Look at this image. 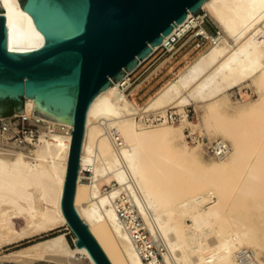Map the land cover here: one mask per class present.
<instances>
[{"label": "bare ground", "instance_id": "obj_1", "mask_svg": "<svg viewBox=\"0 0 264 264\" xmlns=\"http://www.w3.org/2000/svg\"><path fill=\"white\" fill-rule=\"evenodd\" d=\"M0 3L7 49L41 48L44 36L19 0ZM199 11L218 36L188 12L151 52L188 26L208 48L145 106L130 102L120 75L88 107L73 206L111 264H264V0H204ZM242 85L257 98L233 106L229 93ZM34 103L25 98L23 114L42 120L37 141L0 139V250L58 226L70 230L61 201L73 126L33 115ZM190 105L202 110L198 124L167 119L173 109L185 118ZM183 122L218 138L208 162L201 144H187ZM81 260L95 264L61 232L0 258Z\"/></svg>", "mask_w": 264, "mask_h": 264}, {"label": "water", "instance_id": "obj_2", "mask_svg": "<svg viewBox=\"0 0 264 264\" xmlns=\"http://www.w3.org/2000/svg\"><path fill=\"white\" fill-rule=\"evenodd\" d=\"M203 1L19 0L44 36V45L29 53L7 49L0 3V101L20 103L14 113L23 114V99L29 97L30 104L35 101L33 115L73 126L61 208L74 245L85 247L95 264L111 263L73 206L88 107ZM1 112L0 107V117Z\"/></svg>", "mask_w": 264, "mask_h": 264}, {"label": "rangeland", "instance_id": "obj_3", "mask_svg": "<svg viewBox=\"0 0 264 264\" xmlns=\"http://www.w3.org/2000/svg\"><path fill=\"white\" fill-rule=\"evenodd\" d=\"M196 14L202 13L199 12ZM203 26L209 34H214V32L218 29L214 22L209 19V17H206ZM188 36L189 35H187L182 41H180V43L173 49H157L150 57L145 59L140 67L132 72V74L130 75V82L125 90V94L129 97L128 99H130V102L138 105L139 107L145 106V104L161 88H163L168 82L174 79L179 72H181L191 61H193V59H195L200 53L208 48L207 42H203L202 45L197 47V43L193 40L189 41ZM256 98L257 93L252 87L247 85L237 87L233 89L231 93H229V100L231 105L233 106ZM24 101L25 99H23V105ZM184 110L186 114L185 118L180 117V113L176 109L169 110L166 117L168 119L169 113L176 114L177 121H175L176 123L173 122L175 125L183 119H187V121L192 124L199 123L200 116H202V110L200 108H195L194 105H190L185 107ZM156 117L159 118L158 115L149 114L150 120H153ZM168 122L171 123V121L169 120ZM182 124L184 126L183 132L186 138V142L189 147H195V145L201 144L202 160L208 162L210 159H212L214 157V152L211 149V145H214V143L211 141L217 140L218 138L216 136L210 135L203 128L196 127L195 129H192L186 124V122H183ZM60 232L65 235L70 246L74 247L73 233L68 229L66 225H62L51 231L21 240L17 243L4 247L0 250V258L13 252L20 251L21 249L35 244L39 240L58 234ZM78 257L80 258V256ZM0 262L10 263L6 261ZM81 264H87V262L85 260H81Z\"/></svg>", "mask_w": 264, "mask_h": 264}, {"label": "built area", "instance_id": "obj_4", "mask_svg": "<svg viewBox=\"0 0 264 264\" xmlns=\"http://www.w3.org/2000/svg\"><path fill=\"white\" fill-rule=\"evenodd\" d=\"M199 12L202 14H194V20L198 22L197 28L198 27L204 28L203 24L207 16H205V14L202 11H198L197 13ZM197 28H192V26L190 27L188 26L186 32L172 33L166 38L165 44L160 46L159 49H166V50L173 49L187 35H189L188 36L189 41L191 40L195 41L197 43V47H199L200 45L203 44V42H207V39L203 35L198 34L195 31ZM218 34H219V30L217 29L214 32V34H210V35L216 37L218 36ZM154 52L155 51L151 52L148 57H150ZM144 61L145 59L138 61L136 67L132 70L123 71L122 75H124L123 77L127 79V83L126 85H124V87H127V85L129 84L130 75L132 74V72L136 70L138 67H140ZM169 119L173 120L174 122L177 121L176 114H170ZM41 121L42 120L39 118L26 117L24 114H17V113H14L6 117H0V139H6L10 142H16L18 144L22 143L32 146L39 137L38 127L41 124ZM53 130H54L53 127H49L47 129V131L50 133L53 132ZM213 146H215V144L211 145V149L214 152Z\"/></svg>", "mask_w": 264, "mask_h": 264}, {"label": "trees", "instance_id": "obj_5", "mask_svg": "<svg viewBox=\"0 0 264 264\" xmlns=\"http://www.w3.org/2000/svg\"><path fill=\"white\" fill-rule=\"evenodd\" d=\"M19 104L20 103L11 100L0 101V107L2 109L1 115L7 116L14 113L15 109L18 107Z\"/></svg>", "mask_w": 264, "mask_h": 264}]
</instances>
